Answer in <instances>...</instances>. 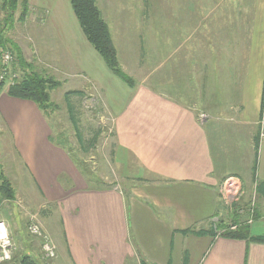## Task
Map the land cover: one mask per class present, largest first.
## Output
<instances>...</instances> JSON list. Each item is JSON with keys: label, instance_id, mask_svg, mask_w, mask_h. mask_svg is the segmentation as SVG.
Here are the masks:
<instances>
[{"label": "crops", "instance_id": "crops-1", "mask_svg": "<svg viewBox=\"0 0 264 264\" xmlns=\"http://www.w3.org/2000/svg\"><path fill=\"white\" fill-rule=\"evenodd\" d=\"M100 2L134 86L95 51V99L114 121L113 159L130 157L138 184L91 187L71 150L51 141L44 112L0 91V128L59 215L55 233L43 222L51 264H264V243L250 239L264 236V0H140L132 13ZM228 178L243 185L237 211L254 203L251 220L222 202ZM223 222L250 237L213 234Z\"/></svg>", "mask_w": 264, "mask_h": 264}, {"label": "rangeland", "instance_id": "rangeland-1", "mask_svg": "<svg viewBox=\"0 0 264 264\" xmlns=\"http://www.w3.org/2000/svg\"><path fill=\"white\" fill-rule=\"evenodd\" d=\"M3 2L4 0H0V34L3 33L4 39L8 41L7 48L10 49L11 45L17 48L16 53L13 49L15 58L17 53L23 56L27 68L24 73L34 71L46 77H53L56 83H59L51 92L50 106L44 112L52 129L51 141L71 150L73 158L78 161L80 174L85 177L87 183L91 182V187L117 186L124 191L125 187L138 184L141 181L135 175L138 165L129 157L123 166L111 155L112 146L115 145L114 121L103 112L101 105H98V99H95V75H98L97 61L100 57H95V49L82 33L69 1L30 0L24 14L23 2L20 0L18 10L8 21ZM97 2L103 5V0ZM112 2L113 0L108 2L106 13L114 11ZM139 2L140 0H117L116 4L122 7L119 11L132 13L140 11ZM103 13L105 15V12ZM125 21L126 19H123V22ZM109 25L112 29V25ZM47 52L54 58L53 62ZM20 74H23L22 70L14 74L15 78L11 74L10 80L15 81L16 76L19 77ZM8 84L9 81L1 91L5 90ZM115 92L114 96L120 93L117 90ZM11 138L8 128H0V175L12 183L16 192L14 201L0 198V218L6 221L15 247L13 258L7 264H21L25 256H31L39 264H51L54 259L45 257L41 241L29 233L28 227L34 217L43 230V222L51 223L55 233L59 215L55 214V207L45 204L43 196L15 152ZM124 155L119 152V156ZM228 179L233 182V189L229 186L232 190L228 194L235 195L232 192L237 190L236 201L238 204L242 203L241 180ZM61 181L68 185L72 179L65 176ZM220 195L225 204L227 195L222 193V188ZM228 200L230 203L235 201ZM225 207L230 213L234 214L236 211L237 215L240 214V209L237 211L231 204L230 207L225 204ZM231 223L239 228L236 222L215 223L210 226L211 232L216 235L225 234L232 228Z\"/></svg>", "mask_w": 264, "mask_h": 264}, {"label": "trees", "instance_id": "trees-1", "mask_svg": "<svg viewBox=\"0 0 264 264\" xmlns=\"http://www.w3.org/2000/svg\"><path fill=\"white\" fill-rule=\"evenodd\" d=\"M73 9L77 22L82 30L87 41L95 49V51L104 60L108 69L129 86H134V81L131 79L121 68L117 50L113 44L109 26L97 5V0H68ZM23 13L25 14L28 9L30 0H22ZM20 0H4L3 9L5 11L6 20L13 18V14L18 10ZM23 14V15H24ZM8 41L4 39L3 33L0 34V74L3 73L4 64L2 61L3 52H9L13 58L12 62L8 65L7 71L9 72L5 79L0 81V91L7 85V93L9 96L29 100L34 102L37 107L45 112L50 106L51 92L59 86L53 77H46L34 71L24 73L25 64L24 58L21 54L15 58L17 48L11 45V50L7 48ZM10 44V43H9ZM15 50V53L13 52ZM19 52V50H18ZM19 67V68H18ZM29 67H32L29 65ZM23 71L16 78L14 84H11V74H17L19 71ZM22 73V72H21ZM258 149V144L256 145ZM14 187L12 183L6 179L3 175H0V198H7L14 201L16 198ZM225 237L233 239L249 238L250 233L248 227L240 226L237 230L226 232L223 234ZM251 240L264 243L263 237H250ZM21 264H39L31 256H25ZM145 264V263H143Z\"/></svg>", "mask_w": 264, "mask_h": 264}, {"label": "built area", "instance_id": "built-area-1", "mask_svg": "<svg viewBox=\"0 0 264 264\" xmlns=\"http://www.w3.org/2000/svg\"><path fill=\"white\" fill-rule=\"evenodd\" d=\"M12 60L13 58L9 52H3L2 61L4 64V69H3V73L0 74V81L5 79V77L9 73L7 69H8V65L12 62ZM12 77H14V74H12ZM17 77L18 76H16V78ZM14 82L15 81H11V84H14ZM232 183L233 182H231L230 179H227L224 182L223 187H222V193L223 194L225 193L227 195V198H225L226 199L225 204L229 207H230V204L232 207H235L238 204V202L236 201L237 190H235L234 193L232 192V194H235V195L228 194V193H231V190L233 189ZM229 186L232 189L228 188ZM228 199L235 200V201L230 203ZM0 209H1V204H0ZM254 209L255 207L253 203L246 210H240L239 212L240 214L246 213L248 216V220H251L255 213ZM250 222L251 221H249V223ZM231 225H232V228L230 230L235 231L238 229L236 224L231 223ZM28 231L32 236L38 238L41 241L42 251L45 257L51 260L55 259L57 256L56 246L54 245L49 235L42 229L41 225L35 222L34 217L31 219V222L28 227ZM14 249L15 247H14L13 239L11 237L8 225L5 220L0 218V264H7L12 260Z\"/></svg>", "mask_w": 264, "mask_h": 264}]
</instances>
